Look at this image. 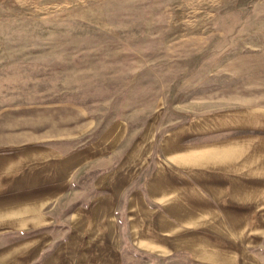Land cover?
Segmentation results:
<instances>
[{
    "label": "rangeland",
    "instance_id": "374dc122",
    "mask_svg": "<svg viewBox=\"0 0 264 264\" xmlns=\"http://www.w3.org/2000/svg\"><path fill=\"white\" fill-rule=\"evenodd\" d=\"M121 124L123 141L76 171L73 188L55 205L57 220L45 233L58 239L45 250L70 237L80 242L75 264H264V0H0V162L8 165V208L17 209L28 180L19 178V164L34 150H95L117 139ZM197 143L218 147L222 195L212 210L176 204L165 213L153 200L143 209L129 202L133 188L114 204L120 159L137 158L140 186L159 168L177 173L179 155L188 161ZM103 198L117 209L122 242L110 232L93 241L92 227L73 226L71 209ZM169 218L186 226L169 227ZM143 233L201 258H151L131 241ZM4 234L0 250H16L34 231L11 226Z\"/></svg>",
    "mask_w": 264,
    "mask_h": 264
},
{
    "label": "crops",
    "instance_id": "0c3cea01",
    "mask_svg": "<svg viewBox=\"0 0 264 264\" xmlns=\"http://www.w3.org/2000/svg\"><path fill=\"white\" fill-rule=\"evenodd\" d=\"M116 134V132H115ZM127 134V125L121 124L117 127V139L112 137L111 141H101L95 150L86 148L85 150L74 152H63L55 147H41L34 150L33 156L25 158L19 164V178L27 180L26 184L20 186L18 206L16 210H11L6 205L7 198L4 195V183L2 179L8 177L7 161L0 162V242L5 240L6 232L13 226L17 231H34V234L17 240L16 250H0V264H75V247L79 245V239L67 238L61 241V247L53 250H45V244H51L57 241V237L52 233H45V228H53V223L57 220L56 214H52L55 205L61 200L68 191L74 186L75 172L80 168L88 166L95 156L106 152V147L112 148L120 144ZM108 143L109 145H106ZM197 143L194 145L193 154L189 155L187 161L186 155H179V166L177 173H169L159 168L151 174L144 183L138 186V161L137 158L128 162L127 158L120 159L117 167L113 169V178L117 181V187H114L115 194L113 200L117 205L121 201L123 192L133 188L130 193L129 202L139 203L143 209H150L148 201L153 200L157 209L165 211L176 210H212V205L219 201V192L222 193L221 184L218 180L217 166V146L209 143L208 146ZM3 160V159H2ZM192 161L193 164H192ZM202 163L197 166L196 163ZM188 162V164H187ZM129 171V172H128ZM103 171L98 178L105 176ZM105 181V180H103ZM102 181V184L104 183ZM5 183H8L5 181ZM22 184V183H21ZM101 182L95 183V187L101 188ZM105 189V188H103ZM219 191V192H218ZM222 195V194H221ZM150 199V200H149ZM107 200H103L90 205L77 206L71 209V216L74 227H92L90 232L93 233V241H99L105 237L106 232L117 242H122L120 233V223L117 217L116 208L108 205ZM108 205V206H107ZM75 211H79L77 216ZM97 212V219H89L91 212ZM165 216V215H164ZM171 216H173L171 214ZM166 225L184 228L186 224L183 219L165 220ZM164 222V223H165ZM161 223V222H160ZM78 225V226H77ZM106 225L109 230H106ZM130 225V224H129ZM143 225H146L143 222ZM116 227V229H115ZM131 227V226H129ZM83 231V230H82ZM117 232V233H116ZM166 236L167 240H174L175 235L168 232L158 231ZM179 232V231H178ZM75 235V234H74ZM73 238L82 236L77 234ZM133 244L146 253H151L152 257H164L165 255H176L178 260H184L185 257L198 258L200 252H187L184 246L181 248L168 249L160 239H154L147 234L135 235L131 238ZM177 241L184 243V237L178 235ZM74 250V251H73ZM118 253V252H117ZM157 253V254H153ZM121 259V254L118 253ZM77 258H80L77 257ZM82 258V257H81ZM201 258V257H199ZM80 261V259H78ZM82 264V263H76ZM88 264V263H87ZM122 264V262H118ZM178 264H185L180 263Z\"/></svg>",
    "mask_w": 264,
    "mask_h": 264
}]
</instances>
